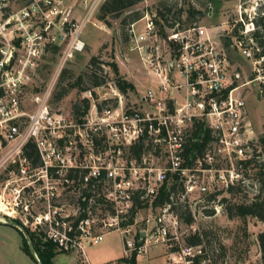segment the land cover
I'll list each match as a JSON object with an SVG mask.
<instances>
[{
  "label": "built area",
  "instance_id": "2783aa9c",
  "mask_svg": "<svg viewBox=\"0 0 264 264\" xmlns=\"http://www.w3.org/2000/svg\"><path fill=\"white\" fill-rule=\"evenodd\" d=\"M103 2L83 0L78 17L64 0H0V165L7 183L23 180L37 193L33 198L56 200L43 214L24 204L28 217L19 221L59 250L78 253L79 264H91L83 247L110 230L123 235L126 256L159 246L163 264H193L202 255L201 243L187 242L196 227L174 206L186 204L195 220L191 195L195 204L212 196L206 201L219 212L221 195L244 187L248 177L257 193L249 170L262 153L251 135L247 98L251 83L264 93V0H236L233 14L214 28L198 22L164 28L145 7L128 25L127 43L144 67L146 87L123 91L115 76L104 75L82 91L79 111L52 110L48 87L32 92L25 108L37 58L45 42L57 39L50 28L81 50L78 35ZM199 125L206 138L195 131ZM162 188L168 200L155 205ZM63 192L71 204L60 201Z\"/></svg>",
  "mask_w": 264,
  "mask_h": 264
},
{
  "label": "rangeland",
  "instance_id": "374dc122",
  "mask_svg": "<svg viewBox=\"0 0 264 264\" xmlns=\"http://www.w3.org/2000/svg\"><path fill=\"white\" fill-rule=\"evenodd\" d=\"M64 1L67 5H74L73 9L83 2V0ZM235 1L142 0L117 16L108 15L105 20L98 18L97 11L96 15L85 25L78 35L79 41L83 44L81 50L71 49L72 45L68 41V37L64 38L58 27L50 28L53 34L57 36V39L44 43L42 53L37 58L35 72L31 73L27 88L24 90V107L27 109L31 108L30 94L32 92L44 90L48 87L50 89L49 105L52 110H72L74 104L80 102L82 98L81 93L84 89H81V87L87 89L92 86L86 74L95 70L100 72L102 76L107 75L108 80H110L114 75L109 63L114 61L117 64L120 75L134 85L135 78L139 76L141 78L139 88L143 89L146 87L149 84L148 78L140 76V72L144 71V67L139 58L129 51L126 24L122 23L123 19L132 10H141L146 7L156 14L157 10H164L165 7L168 8L169 10L165 9L164 17H156L160 22L159 24L164 26V28L175 22H179L181 26H188L194 22H198L206 27L214 28L213 26L221 23L223 19L233 14ZM18 5L15 7H18ZM189 9L195 11V14L190 15ZM79 10L81 12V7H79ZM66 51L71 52V55L68 56ZM93 56L96 57L94 61L96 66L94 62L90 63V58ZM235 59L239 60L241 66L246 70L250 68L240 57L237 56ZM78 76H82L81 82L75 87L68 88L63 96L56 99L55 92L62 87L66 88L69 82H75ZM247 112L253 142H257V147L262 153L259 160L264 163V151H262L259 141L264 136V93L261 95L257 91L255 83H251L250 93L247 98ZM4 168L5 165H0L1 220L11 221V218H13L12 221L18 219L23 222L25 217H28L25 215L24 204H28L27 211L30 210L32 214H43V211L51 209L50 205L52 202H56L55 199L33 198V195H37V193L27 189L30 186L23 188V180L7 183L9 176L8 171ZM249 171L255 173L256 168L251 167ZM17 179H19V176H17ZM252 182L253 179L248 177L247 185L240 187L246 195L244 196L247 197L243 198L245 201H249L253 197ZM193 197L194 195H191V198H189L192 207L196 210V218L195 220L193 219V222L197 233L201 234L202 238V259L200 264H259L260 250L257 234L264 230V223L252 217H246L245 220L239 217L229 218L224 212L223 207L219 209V212L214 210L213 214H208L204 210L212 207L206 201V198H201L202 200L195 204V200L198 198ZM222 197L228 198L230 202H237L238 198L242 197V195L239 192L236 197L229 192L223 193L220 198ZM59 199L61 202H70V204L74 201L70 194L66 192H63ZM65 207L67 210L71 209V206ZM198 208H200L201 212H198ZM29 223L28 227L32 228ZM11 230V226L9 225L0 227V239L1 236L7 235L10 239H6V241L10 242L13 240V243L10 242V245L11 243L15 245L14 242L17 241L16 239L19 236ZM86 246L95 248L93 250L105 249V255L108 257V261L113 262L112 264H125L120 260L122 257H125V255L123 256V235L117 230L106 231L99 243L95 245L87 243ZM152 250L155 252L158 251V248L156 247ZM145 255H141L138 258L139 263L148 264L147 255Z\"/></svg>",
  "mask_w": 264,
  "mask_h": 264
},
{
  "label": "trees",
  "instance_id": "16d2710c",
  "mask_svg": "<svg viewBox=\"0 0 264 264\" xmlns=\"http://www.w3.org/2000/svg\"><path fill=\"white\" fill-rule=\"evenodd\" d=\"M142 0H104V2L100 5L98 10V18L100 20H105L108 15L110 16H117L120 13H122L124 10L129 9L130 7L136 5L137 3L141 2ZM217 1V0H216ZM165 9L169 10L168 8L159 9L156 12V17H164L165 16ZM190 15L195 14V11L189 9ZM142 11L139 9L132 10L127 14V16L123 19L122 23L126 24V31L128 28V25L132 23L133 21L137 20L139 17H141ZM155 17V18H156ZM156 21L158 22L159 20ZM259 22L262 24L263 31H264V16L259 18ZM127 37V32H126ZM260 43L264 45V39L260 40ZM96 60V57L93 56L90 58V63L94 62ZM111 69L114 73L116 83L120 87L121 90L125 91L126 88L134 89L133 83L125 79L122 75H120L118 67L116 62H110ZM94 65L96 66V63L94 62ZM98 68V67H96ZM64 73V72H63ZM89 81L92 83V85H98L103 82L104 78L102 74L98 71L93 70L91 73L86 74ZM63 77V74H62ZM82 76H78V79L75 82H69L68 85L65 87H62L58 89L55 92V98L58 99L61 96H63L68 88L75 87L81 82ZM264 87V86H263ZM81 89H86L85 87H81ZM85 109L88 107V102L83 100ZM80 105L79 103L74 104V109L79 111ZM196 132H204V137H207V129L202 128L201 125L197 126L195 129ZM201 136V133L198 134V137ZM260 145L262 146V151H264V136H262L260 139ZM196 145V144H195ZM31 151L33 152V145H29ZM29 154V153H28ZM261 152L258 153L260 155ZM250 167H255L256 172L252 175L255 178H257L258 181V189L257 193L249 200L245 201L243 198L246 195L243 193V190L240 189V187H233L230 188L229 192L237 197L239 192H241L242 197L238 198L239 200L237 202H230L228 198H219V203L222 204L223 210L226 213L227 217L234 218L239 217L243 220H245L246 217H252L257 219L258 221L264 223V163L260 162L258 158L253 159V162H251ZM243 193V194H242ZM245 195V196H244ZM168 200L166 191L164 188L160 190V193L158 197L155 199L154 204L160 205L163 204ZM207 201L212 202L216 200V198H212V196H208L206 198ZM174 210L179 214V217L182 219L183 222L189 224L193 221V217L191 215V211L188 208L186 204H181L178 206H174ZM208 214H213L214 209H206L204 210ZM16 222L21 224V222L18 219H15ZM26 232L28 233L32 245L34 247V250L36 254L39 257V261L42 264H50V258L53 256L55 249L59 250L57 248V245L55 242H53L50 239H47L45 237V234L43 232H38L35 230H32L28 227H25ZM22 241H21V247L25 253H27L31 258L35 259L32 254L30 253V249L28 246V243L26 241V238L24 237L23 233L19 230ZM187 242L189 244H199L202 242L201 234L196 233L191 235L187 238ZM257 242L260 250V263L264 264V230L260 231L257 234ZM62 251V250H60ZM202 259V255H197L194 258L193 264H200V261ZM120 260H122L125 264H136V254L135 252H132L131 255L122 257Z\"/></svg>",
  "mask_w": 264,
  "mask_h": 264
},
{
  "label": "crops",
  "instance_id": "0c3cea01",
  "mask_svg": "<svg viewBox=\"0 0 264 264\" xmlns=\"http://www.w3.org/2000/svg\"><path fill=\"white\" fill-rule=\"evenodd\" d=\"M79 7L75 8V14H77V16L79 17L82 14V10L80 12ZM77 12V13H76ZM140 76H143L140 74ZM141 80V78L139 76H137L135 78V85L139 88V81ZM0 227H6V226H11V231H14L15 233L18 234L19 238H17L14 243L15 245H13V240H11L10 242H7V240H9V236L7 235H3L1 236L0 239V264H38L36 259L31 258L27 253H25L21 247V241H22V236L19 232V229L16 228L15 226H12L8 223V221L6 220H1L0 219ZM10 228V227H9ZM87 245V244H86ZM84 246L83 247V258L91 263V264H112L113 262L108 261L109 259H107L108 257L105 255L106 250L105 249H101V250H93L95 248H91L90 246ZM9 248V249H8ZM90 248V249H88ZM156 247L151 248L150 250H148V252L144 253V254H140L136 256V264H141L138 261V258L141 255H145L146 259L148 261V264H163L166 258V254H165V250L162 247H157L158 251L153 252L152 249H154ZM11 249V250H10ZM56 251H54L53 256L50 258V264H79V260H80V255L76 252H64V251H60L55 249ZM152 250V251H151ZM151 251V252H150ZM11 254V256H10ZM125 255L124 251H123V256ZM38 257V255H37ZM39 259V257H38ZM40 260V259H39Z\"/></svg>",
  "mask_w": 264,
  "mask_h": 264
},
{
  "label": "water",
  "instance_id": "95a60500",
  "mask_svg": "<svg viewBox=\"0 0 264 264\" xmlns=\"http://www.w3.org/2000/svg\"><path fill=\"white\" fill-rule=\"evenodd\" d=\"M8 223H9L10 225H12V226H15L16 228H18V229L23 233V235H24V237L26 238V241H27V243H28V246H29V249H30V253H31L32 256L37 260L38 264H42V263L39 261L38 257H37V254H36V252H35V250H34V247H33V245H32V242H31V239H30L29 235H28V233H27L26 230H25V227L22 226L21 224H19L18 222H16V221H12V220H11V221H8Z\"/></svg>",
  "mask_w": 264,
  "mask_h": 264
}]
</instances>
